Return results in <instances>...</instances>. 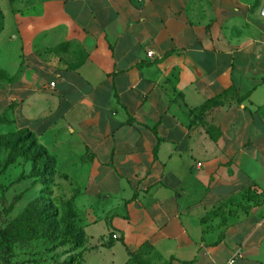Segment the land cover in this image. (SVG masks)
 <instances>
[{
  "label": "crops",
  "instance_id": "crops-1",
  "mask_svg": "<svg viewBox=\"0 0 264 264\" xmlns=\"http://www.w3.org/2000/svg\"><path fill=\"white\" fill-rule=\"evenodd\" d=\"M261 6L0 0V135L47 153L84 264H264Z\"/></svg>",
  "mask_w": 264,
  "mask_h": 264
},
{
  "label": "rangeland",
  "instance_id": "rangeland-1",
  "mask_svg": "<svg viewBox=\"0 0 264 264\" xmlns=\"http://www.w3.org/2000/svg\"><path fill=\"white\" fill-rule=\"evenodd\" d=\"M36 1V0H35ZM23 138V149L29 152L17 158L14 165H7L14 136L0 135V226L7 227L14 219L21 216L30 207L31 211L39 213L47 209L55 217L49 218L37 228V232L29 239H18L14 247V264H67L74 256L72 246L57 247L62 237L65 225L66 203L69 198L67 186L57 184L53 176L52 185L41 183L34 186L32 180L19 181L23 174L29 173L33 165L28 161L35 149H31V140L21 133L16 138ZM42 160L34 165L40 180L51 178L43 171ZM50 168V167H49ZM14 183V185H12ZM51 193V194H50ZM21 195L20 197H18ZM45 213L42 218L45 219ZM36 218V217H35Z\"/></svg>",
  "mask_w": 264,
  "mask_h": 264
},
{
  "label": "trees",
  "instance_id": "trees-1",
  "mask_svg": "<svg viewBox=\"0 0 264 264\" xmlns=\"http://www.w3.org/2000/svg\"><path fill=\"white\" fill-rule=\"evenodd\" d=\"M10 1L13 5L15 4L16 0ZM3 77L4 73L0 71V80L3 79ZM230 93L238 95V92L235 88H232L228 92H226V95ZM224 97L225 95H221L207 101L201 108L197 109V112L199 111L205 113L221 106L223 104ZM10 124H12V121L9 119L7 112L1 114L0 125ZM18 133H21L23 136H25L26 140H31V149H35L28 158V161L32 163L33 168L28 174H23L19 181L21 182L32 180V184L34 186L40 185L42 182L52 185L53 176L55 177L57 175L56 169L52 166L47 153L39 145L37 139L31 133H28L26 131H19L16 133L7 134L8 136H14V141L11 145L7 165H14L17 162L18 157L24 156L29 152L28 149L26 150L22 148L21 142L23 141V138L20 137L15 139V135H17ZM41 160L43 161L41 162L44 168L43 171H47L49 173V176H51V178L48 180H40L39 175L35 172L34 165L38 164ZM12 185H14V183H12ZM20 196L21 195H19L18 197ZM258 202L260 203L261 200H259ZM65 207L66 223L63 227L62 237L57 247L72 246L74 256L69 261H67V264H84V252L80 249L84 246L85 234L79 225L78 214L74 209V197L68 200ZM45 213L47 214V216L45 219H43L42 216ZM53 217L55 216L50 214L47 209H45V211L36 213L35 211H31L30 207H28L21 216H19L17 219H14L11 223L8 224L7 227L3 228L2 226H0V264H14V247L18 239L29 240L37 232V228L41 224V221L45 223L47 219Z\"/></svg>",
  "mask_w": 264,
  "mask_h": 264
},
{
  "label": "water",
  "instance_id": "water-1",
  "mask_svg": "<svg viewBox=\"0 0 264 264\" xmlns=\"http://www.w3.org/2000/svg\"><path fill=\"white\" fill-rule=\"evenodd\" d=\"M259 18L264 19V0H262V6L259 11Z\"/></svg>",
  "mask_w": 264,
  "mask_h": 264
},
{
  "label": "built area",
  "instance_id": "built-area-1",
  "mask_svg": "<svg viewBox=\"0 0 264 264\" xmlns=\"http://www.w3.org/2000/svg\"><path fill=\"white\" fill-rule=\"evenodd\" d=\"M153 56H154V54H153L152 52L148 53V57H149V58H152ZM113 238H114V239H116V238H117V236H116V235H114V236H113ZM234 257H237V254H235V256H234ZM231 262H234V261L232 260Z\"/></svg>",
  "mask_w": 264,
  "mask_h": 264
}]
</instances>
